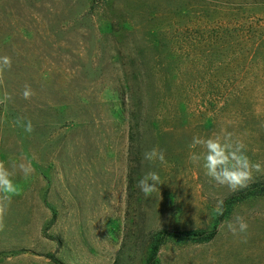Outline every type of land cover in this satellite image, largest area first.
<instances>
[{"label": "rangeland", "instance_id": "obj_1", "mask_svg": "<svg viewBox=\"0 0 264 264\" xmlns=\"http://www.w3.org/2000/svg\"><path fill=\"white\" fill-rule=\"evenodd\" d=\"M4 56L0 160L35 172L15 177L0 264H264V173L233 191L188 162L224 128L264 165V0H0Z\"/></svg>", "mask_w": 264, "mask_h": 264}, {"label": "clouds", "instance_id": "obj_2", "mask_svg": "<svg viewBox=\"0 0 264 264\" xmlns=\"http://www.w3.org/2000/svg\"><path fill=\"white\" fill-rule=\"evenodd\" d=\"M11 58L0 57V74L5 68L11 67ZM4 81L0 76V86ZM24 99H30L34 93L29 85H25L22 93ZM11 97L4 93L0 96V105L7 104ZM16 124L24 128V131L31 133L33 126L31 121L24 123L17 120ZM188 162L202 166L205 174L216 184L227 186L233 191L247 188L253 179L254 173H264V165L260 162H253L247 155V145L242 138L224 128L218 133H213L207 137L194 136L189 144ZM199 149V151H197ZM144 159L149 162L159 161L166 163L165 153L159 148H152L144 153ZM35 172L31 162L6 163L0 160V231L4 230V216L13 198L22 191L21 185L15 177L21 175L22 179L29 180ZM161 184L160 176L157 172L150 171L139 181L138 187L145 196H150L158 190ZM216 214H223V202L219 201L214 209ZM248 224L241 216H236L233 221L228 222L227 228L233 235L246 233Z\"/></svg>", "mask_w": 264, "mask_h": 264}, {"label": "trees", "instance_id": "obj_3", "mask_svg": "<svg viewBox=\"0 0 264 264\" xmlns=\"http://www.w3.org/2000/svg\"><path fill=\"white\" fill-rule=\"evenodd\" d=\"M132 115V114H131ZM132 122V119L129 118V124ZM128 135H129V141H132L133 137H134V131H133V127L132 124L129 126V130H128ZM136 149H132V147L129 149V152L132 154V152H134ZM134 154V153H133ZM133 161L134 163L138 162L136 156H133ZM132 166L129 167L128 173H127V188L130 190L131 185L133 183V179H132ZM142 234V233H141ZM161 242V239L157 241V243L152 247L153 249V255L155 254L156 250L158 249V245ZM153 260V259H152Z\"/></svg>", "mask_w": 264, "mask_h": 264}]
</instances>
